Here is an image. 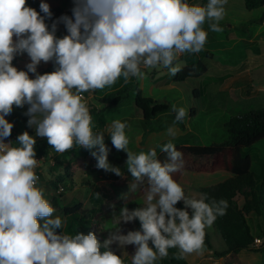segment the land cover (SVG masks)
I'll list each match as a JSON object with an SVG mask.
<instances>
[{"label": "clouds", "instance_id": "9594fccd", "mask_svg": "<svg viewBox=\"0 0 264 264\" xmlns=\"http://www.w3.org/2000/svg\"><path fill=\"white\" fill-rule=\"evenodd\" d=\"M228 0H207L203 6L189 0H73L71 16L53 20L50 5L40 11L28 0H0V264H124L119 249L134 246L131 264H156L177 249V258L202 254L205 228L226 214L227 201L207 193H185L174 175L184 174L185 158L173 143L178 125L188 116L183 106L171 105L174 119L167 126V141L155 148L129 149L127 122L110 121L94 131L84 94L110 88L118 80L141 81L146 70L167 69L175 77L182 68L181 54L204 50L208 33H219ZM43 14V15H42ZM51 20L49 24L46 21ZM207 23L208 29L204 25ZM66 34L57 36L58 26ZM15 38V39H14ZM26 54L30 62L19 70L13 61ZM54 70L41 74V63ZM27 127L16 141L5 142L14 127L9 116L24 108ZM102 108L104 105H97ZM116 150L127 155L131 188L147 180L139 205L127 204L103 222L108 238L94 232L67 233L66 218L39 186L36 137L46 138L50 150L65 153L74 147L90 152L96 168L121 176L109 162L105 135ZM97 198L99 194H96ZM183 202V207L177 204ZM139 222V229L124 234L121 225Z\"/></svg>", "mask_w": 264, "mask_h": 264}, {"label": "rangeland", "instance_id": "374dc122", "mask_svg": "<svg viewBox=\"0 0 264 264\" xmlns=\"http://www.w3.org/2000/svg\"><path fill=\"white\" fill-rule=\"evenodd\" d=\"M39 1L42 2V0ZM43 2L57 5L62 11H70L72 8L71 0H43ZM206 2L207 0H191L190 4L203 6ZM28 6L34 8L30 3ZM225 12V17L220 22L223 30L219 33L209 31L204 50L195 54L208 67V72L204 76L177 83L174 77L168 74L167 69H152L146 70L143 80L136 81L133 78L127 83L130 86L139 87L143 95L148 98L183 106L188 110V116L183 122L184 130L178 126L180 132L173 141L176 146L184 144L209 146L225 142L229 139L227 124L233 117L264 108V22L263 24L254 22L256 16L246 10L244 0H228ZM46 22L52 23L51 20ZM204 28L208 29L207 23ZM65 34L64 26L59 25L57 36L62 37ZM185 54H181L177 61L181 68L187 64ZM29 62L26 54L20 55V63L23 66ZM50 63L42 62L39 67L44 68ZM123 85L125 84L121 79L110 88L106 87L85 95L89 97L93 108L101 109L96 106L100 105L99 100L104 97L107 90ZM195 91L199 93L196 94ZM135 97L136 92L132 89L124 103L106 111L104 121L106 125L115 119L127 122L129 127L126 129V134L131 151H147L151 147L160 152L158 146L167 141L165 131L174 119V114L167 113L156 120L146 121L142 111L135 105ZM14 109L17 117L12 114L6 117L14 125L10 141L13 142L14 137L25 131L35 136V130L27 127L28 118L23 114L27 106ZM192 109L196 110L195 115L192 114ZM105 126L99 123L94 125L93 130L103 131ZM41 139L45 138L36 137V140ZM109 140L106 134L105 142ZM73 152L74 149H71L65 153L56 154L54 166L46 162L36 168L40 175L38 184L44 189L46 198L51 201L54 196H60L59 205L53 206L56 210L54 214L64 217L63 209L72 201H79L84 206L81 215L87 217L86 219H89L94 209H98L99 214L94 217L96 220L102 217L110 220L113 210L118 212L123 203L137 197L142 186L147 183L145 178L143 183L137 184L135 191L131 188L132 184L115 187L113 181L108 178V172L96 168V160L92 156L79 158L75 157ZM244 152L251 158V170L257 179L264 177V140L244 149ZM197 160L207 163L205 158ZM65 174L72 176L74 185H71L70 189L65 187L62 193L54 191L52 182H57V179ZM230 176L226 172L216 174L186 172L179 183L187 195L199 196L202 188L222 182ZM69 184L66 183L67 186ZM96 194H99L100 198H97ZM238 201L242 206V198ZM177 207L179 208L178 204ZM249 223L255 238L263 239L259 246L255 244L256 248L259 249L262 246V249L257 253L241 252L239 259L241 264H264V217L252 214L249 216ZM121 226L124 234L130 230H136L134 223ZM206 228L215 249L218 251L224 249L223 242L213 225ZM118 250L121 255L124 253L123 257L131 258L134 246H126L125 249L118 248ZM177 252V249H170L169 253L173 256L168 255L170 262L181 259L188 264H225L224 258L218 259L204 244L202 254L192 253L184 258H177Z\"/></svg>", "mask_w": 264, "mask_h": 264}, {"label": "trees", "instance_id": "16d2710c", "mask_svg": "<svg viewBox=\"0 0 264 264\" xmlns=\"http://www.w3.org/2000/svg\"><path fill=\"white\" fill-rule=\"evenodd\" d=\"M191 0H189L190 3ZM246 10L250 13H254L256 16L254 21L257 24H263L264 22V0H244ZM38 12L40 11L39 0H28ZM73 7V0H71ZM53 13V18H59L62 15L71 16L70 11H62L57 5H50ZM72 9V8H71ZM258 16V17H257ZM185 56V55H184ZM187 64L182 70L174 77V81L177 83L185 82L190 78H201L208 72L207 65L195 54H190L186 59ZM15 67L19 70H26L25 66L20 63V55L13 61ZM54 70L52 63L44 68L38 67V71L41 74L52 72ZM134 86V85H133ZM133 86L125 84L122 87L115 89H108L103 98L99 100L100 105H104L101 109L92 108L90 113L92 115V122L96 126L101 123L104 127V114L107 110L113 107H117L124 103L130 95L132 89L136 92L135 105L142 111L143 118L146 121L156 120L159 116L172 113L169 102H163L148 98L143 95V92L139 87L133 88ZM198 94V91H195ZM192 114H196V110H191ZM13 116L17 117L15 109H13ZM174 114V113H173ZM179 128L184 130L183 122L180 123ZM102 127V128H103ZM229 139L219 144H211L209 146H191L180 145L176 146L178 150L182 151L185 158V171L194 172L199 174H216L218 172H226L231 176L219 182L217 184L204 187L200 193H207L210 199L227 201L228 207L226 214L214 221L213 228L219 234L220 239L223 242L224 249L218 251L215 249L210 234L205 228L204 246L212 251L218 259H225V264H241L239 255L241 252H254L261 251L262 246L256 248L255 236L252 233V228L249 223V216L255 214L258 217H264V177L257 179L255 173L251 170V158L245 154L244 149L251 147L253 144L260 140H264V108L254 109L242 116L233 117L227 124ZM102 131V130H100ZM12 136H10L5 142H9ZM16 141L14 137L13 143ZM35 150L37 153L36 158L47 156L51 150L47 144V140H36ZM106 145L109 148V162L119 167L122 171L121 176H117L114 173L108 172V178L113 181L115 187H122L124 185L132 184L134 181L130 174L126 170L127 155L123 151L116 150L111 144V141H106ZM75 157H89L90 152L83 148L74 147ZM158 159L163 161L166 154L157 152ZM198 158H205L207 163H201ZM183 175L179 173L174 175V179L181 182ZM69 184V186L66 185ZM74 185L73 178L70 174H65L62 178L57 179V182H52L54 191H59V187L63 186L70 189ZM146 186L143 185L139 195L133 199H130L122 204L130 209L136 208L139 205L136 201L142 195V190ZM62 193V192H61ZM60 196H54L51 201L52 206H58V198ZM242 198L243 205L240 206L238 199ZM179 208L183 207V202L178 204ZM83 204L79 201H72L63 209V216L66 218L65 231L69 234L75 232H82L87 234L88 232H94L100 242H103L108 238V231L103 222L108 221L102 217L100 220H96L95 215L99 214L98 209H94L87 217L81 215ZM136 230L139 229V222H134ZM122 227V226H121ZM96 229V230H95ZM113 250L117 255H121L117 246L113 245ZM174 250V249H172ZM170 251V249H169ZM170 257H173L169 253ZM124 264H131V258L123 257ZM188 264L185 260L178 259L177 261H169L168 256L160 259L156 264Z\"/></svg>", "mask_w": 264, "mask_h": 264}, {"label": "built area", "instance_id": "2783aa9c", "mask_svg": "<svg viewBox=\"0 0 264 264\" xmlns=\"http://www.w3.org/2000/svg\"><path fill=\"white\" fill-rule=\"evenodd\" d=\"M85 98L87 99L88 101V104H89V107H90V110L93 108L92 105H91V101L89 99V97H86V95L84 94ZM56 154H59V153H55V152H50L47 156H43V157H40V158H37L38 160H43L44 163L48 162L50 166H54L56 164ZM36 173L37 175L40 177L39 173L37 172L36 170ZM64 191V187L63 186H60L59 187V192H63ZM263 241V239H256L255 240V243L259 246V244H261Z\"/></svg>", "mask_w": 264, "mask_h": 264}, {"label": "crops", "instance_id": "0c3cea01", "mask_svg": "<svg viewBox=\"0 0 264 264\" xmlns=\"http://www.w3.org/2000/svg\"><path fill=\"white\" fill-rule=\"evenodd\" d=\"M189 56H190V53H186L185 56H184V58H185V59H188ZM105 125H106V122H105ZM105 125H104V126H105ZM105 127H106V126H105Z\"/></svg>", "mask_w": 264, "mask_h": 264}]
</instances>
